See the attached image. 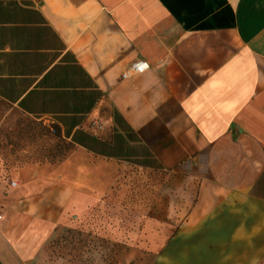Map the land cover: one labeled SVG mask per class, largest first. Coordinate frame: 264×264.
<instances>
[{"label": "crops", "instance_id": "obj_1", "mask_svg": "<svg viewBox=\"0 0 264 264\" xmlns=\"http://www.w3.org/2000/svg\"><path fill=\"white\" fill-rule=\"evenodd\" d=\"M0 99L86 159L0 179V264L85 222L100 163L195 182L125 234L133 264H264V0H0Z\"/></svg>", "mask_w": 264, "mask_h": 264}, {"label": "rangeland", "instance_id": "obj_2", "mask_svg": "<svg viewBox=\"0 0 264 264\" xmlns=\"http://www.w3.org/2000/svg\"><path fill=\"white\" fill-rule=\"evenodd\" d=\"M57 129L0 99V179L30 163L57 165L72 155L85 159ZM99 168L105 180L98 203L85 222L58 226L37 264H133L127 257L125 234L140 219L165 215L167 202L189 201L190 193L182 186L195 185L184 173L108 163Z\"/></svg>", "mask_w": 264, "mask_h": 264}, {"label": "built area", "instance_id": "obj_3", "mask_svg": "<svg viewBox=\"0 0 264 264\" xmlns=\"http://www.w3.org/2000/svg\"><path fill=\"white\" fill-rule=\"evenodd\" d=\"M149 67L148 63L145 60H136L132 62L120 75L121 79H127L135 74H139L147 70ZM100 128V125H97ZM11 187L15 186V182L11 181L9 183Z\"/></svg>", "mask_w": 264, "mask_h": 264}, {"label": "trees", "instance_id": "obj_4", "mask_svg": "<svg viewBox=\"0 0 264 264\" xmlns=\"http://www.w3.org/2000/svg\"><path fill=\"white\" fill-rule=\"evenodd\" d=\"M59 132V130L57 129V133Z\"/></svg>", "mask_w": 264, "mask_h": 264}]
</instances>
